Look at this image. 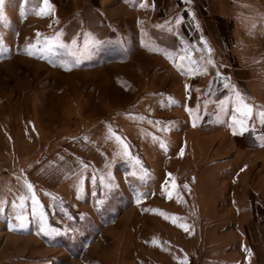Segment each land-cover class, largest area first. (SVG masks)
Instances as JSON below:
<instances>
[{"label": "rangeland", "instance_id": "rangeland-1", "mask_svg": "<svg viewBox=\"0 0 264 264\" xmlns=\"http://www.w3.org/2000/svg\"><path fill=\"white\" fill-rule=\"evenodd\" d=\"M73 2L0 6V264H257L246 235L264 207V148L247 144L261 143L264 123L254 113L243 136L238 125L233 132L232 95L215 104L206 88L194 99L136 85L133 56L117 62L131 49L116 29L100 41L108 31L89 16L103 2ZM232 3L230 52L252 73V96L235 88L261 110L264 0ZM193 99L194 107L186 102ZM56 152L84 166L79 184L59 193L43 191L33 175ZM40 213L51 235L40 232Z\"/></svg>", "mask_w": 264, "mask_h": 264}, {"label": "crops", "instance_id": "crops-1", "mask_svg": "<svg viewBox=\"0 0 264 264\" xmlns=\"http://www.w3.org/2000/svg\"><path fill=\"white\" fill-rule=\"evenodd\" d=\"M73 1L74 6H78L76 2L79 0ZM101 1L103 7L92 4L93 12L89 13V16L92 14L91 16L99 17V26L108 31L106 38L100 41H109V32L116 29L119 32L118 40L126 49H131L128 57L118 58L117 62L127 61L133 56L136 67L133 81L136 85L143 87L148 82L153 93L166 91L173 95L179 94L182 98L192 92L194 99L198 95L197 92H203L206 88L215 104L231 95L232 89L226 85L237 86L247 98L252 96L246 83L252 78V73L241 67L230 52L235 27L229 18L234 8L232 0ZM65 9L68 10V7L65 6ZM75 11L71 12L72 15L78 14L77 9ZM112 17L118 19L114 21ZM89 32L98 39L97 32L90 23ZM202 36L212 48L211 53L204 48ZM182 56L185 59L181 60ZM209 57L214 61L213 64H206ZM180 64L184 67H179ZM204 66L207 71H203ZM189 69L196 74H189ZM206 74L210 78V85L205 87L203 80ZM194 99L186 102L194 107ZM250 131L253 130L250 129L242 135H249ZM253 139L251 147L248 142L245 143L250 151L264 148L258 136ZM103 157L101 165L106 168L110 160L102 154ZM257 164L264 166V160L260 159ZM83 167L78 159L68 152H56L36 164L33 175L43 191L57 192L63 186L71 188L79 184L77 178L83 173ZM257 191L263 190L261 188ZM255 218V221L248 223L249 233L246 238L257 264H264V207L258 208Z\"/></svg>", "mask_w": 264, "mask_h": 264}, {"label": "snow or ice", "instance_id": "snow-or-ice-1", "mask_svg": "<svg viewBox=\"0 0 264 264\" xmlns=\"http://www.w3.org/2000/svg\"><path fill=\"white\" fill-rule=\"evenodd\" d=\"M2 4H3V0H0V6H2ZM44 4L48 5V0H44ZM48 7L50 8L51 6L48 5ZM40 12L41 13L44 12V8L43 7L40 9ZM0 18H2V15H0ZM201 39L204 40V48L206 49V51L208 53H211L212 52V48L210 46H208L207 40L203 36L201 37ZM45 40L46 41H52V42H59V41L55 40V38L46 37ZM37 43H39V41ZM72 43L75 44L76 41L73 40ZM34 47H35V45L29 44L26 47L25 50L28 52L29 55H35L36 52L33 51ZM51 47H52V43H48L45 46V48L47 50H51ZM43 50L44 49H41V51H43ZM183 59H185V57L182 56L181 60H183ZM213 63H214V61L210 57L206 61V64H213ZM178 66L181 67V68L184 67L183 64H180ZM203 71H207V67L206 66L203 67ZM189 74H196V73L192 69H189ZM225 79L227 80V78H225ZM226 86L230 87L232 89L231 95L234 97V103H235V112L233 113V116H232L233 132L236 131V126L237 125L240 128L241 134L243 132H245V131H248V127H247L248 118L253 117L254 113L260 118L261 122L264 123V109L257 110L256 107L253 104L248 103L247 100L245 99L244 95L239 90H237L235 88V85H226ZM226 99H228V98H226ZM172 102L178 103V101H172ZM189 111H191V109H189ZM237 113L239 114V118L237 117ZM117 139L119 140L120 138L117 137ZM260 140H261V146H264V137H260ZM126 147L127 146L125 145V149H126ZM161 147H166V145L161 143ZM169 175H171V174H169ZM25 184H26L28 190L32 193V201H33V205H34L33 214H35V204L38 203V200H37V198L35 196L33 185L31 184V182L25 180ZM24 200H25V197L21 196L20 197V202L21 203L19 205L21 208L23 207V201ZM138 202H139V200H138ZM102 205H103V201H98L97 202V208H101ZM13 206L14 207L17 206L16 202H13ZM162 214H164V213H162ZM165 215H166V218H167V214H165ZM16 218H17V220L20 221L19 227H26V218L23 215H17ZM40 221H41L40 227H39L40 232L45 233L47 235H51L53 232H55V229H52L51 232L48 231L46 218H45L43 213H40ZM181 227L187 228V226L183 225V224L181 225ZM185 260H186V257H185Z\"/></svg>", "mask_w": 264, "mask_h": 264}]
</instances>
